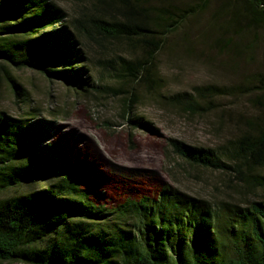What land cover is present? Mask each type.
<instances>
[{
    "label": "trees",
    "instance_id": "16d2710c",
    "mask_svg": "<svg viewBox=\"0 0 264 264\" xmlns=\"http://www.w3.org/2000/svg\"><path fill=\"white\" fill-rule=\"evenodd\" d=\"M211 1L78 0L67 10L56 0H0V76L25 106L21 117L0 110V264H264V72L226 87L158 92L159 55ZM240 2L247 27L264 29V0ZM13 69L77 97L119 98L122 119L156 135L137 113L140 87L190 117L208 113L217 96H249L253 112L235 113V133L216 148L166 142L167 156L229 175L245 197L214 202L114 175L57 123L60 113L31 104Z\"/></svg>",
    "mask_w": 264,
    "mask_h": 264
},
{
    "label": "rangeland",
    "instance_id": "374dc122",
    "mask_svg": "<svg viewBox=\"0 0 264 264\" xmlns=\"http://www.w3.org/2000/svg\"><path fill=\"white\" fill-rule=\"evenodd\" d=\"M78 0H56L71 10ZM188 1V0H183ZM241 15L240 0H212L204 12L191 18L170 39L171 46L158 57L165 79L159 93L192 92L205 85L231 86L246 82L256 72H264V29L247 27ZM122 50L125 48L122 46ZM96 64L94 75L100 77ZM30 91L32 105L54 118L64 130L74 132L78 142L104 164L105 169L137 182L153 179L169 182L189 195L217 202L241 203L244 190L239 181L221 171L195 168L166 150L168 138L189 144L216 148L235 133V113L249 115L253 107L249 96L222 95L215 98L203 116L190 117L179 107L168 104L157 94L138 88L141 103L137 113L158 130L133 129L122 119V101L116 97L95 101L77 97L60 82H49L30 69H13ZM0 110L13 116L23 114L0 76ZM92 98V97H91ZM163 100V102H161ZM231 115V117H230ZM232 179V180H231Z\"/></svg>",
    "mask_w": 264,
    "mask_h": 264
}]
</instances>
